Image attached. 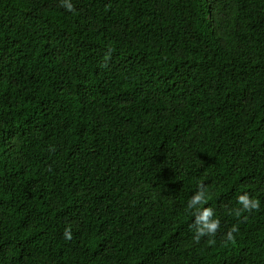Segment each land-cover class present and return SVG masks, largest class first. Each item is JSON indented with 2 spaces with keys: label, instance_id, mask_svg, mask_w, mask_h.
Segmentation results:
<instances>
[{
  "label": "trees",
  "instance_id": "obj_1",
  "mask_svg": "<svg viewBox=\"0 0 264 264\" xmlns=\"http://www.w3.org/2000/svg\"><path fill=\"white\" fill-rule=\"evenodd\" d=\"M0 264H264V0H0Z\"/></svg>",
  "mask_w": 264,
  "mask_h": 264
},
{
  "label": "clouds",
  "instance_id": "obj_2",
  "mask_svg": "<svg viewBox=\"0 0 264 264\" xmlns=\"http://www.w3.org/2000/svg\"><path fill=\"white\" fill-rule=\"evenodd\" d=\"M68 10H71V5L68 4L66 5ZM205 201V197L203 193H197L192 197V199L189 202V207L192 208L196 204H202ZM239 202L243 205V208L245 210H248L250 208H257L259 205L258 201H250L247 196H242L239 198ZM239 214V213H237ZM213 215L211 209H204L202 212V215L199 216V221L203 222V227L200 229L199 236H203L206 234H213L216 229L219 226V221L218 220H211L209 221V217ZM206 230V231H205ZM232 232L236 231L235 228H232ZM64 236L66 239H71V231L66 230L64 233ZM229 238H231V232L229 233Z\"/></svg>",
  "mask_w": 264,
  "mask_h": 264
}]
</instances>
